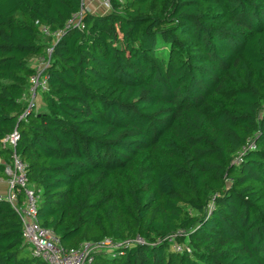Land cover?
Masks as SVG:
<instances>
[{
  "label": "trees",
  "instance_id": "1",
  "mask_svg": "<svg viewBox=\"0 0 264 264\" xmlns=\"http://www.w3.org/2000/svg\"><path fill=\"white\" fill-rule=\"evenodd\" d=\"M80 7L0 0V140L17 129L39 224L64 249L144 242L93 264H264V0L85 13L54 46L40 112L17 123L47 43L38 27L62 28ZM177 232L189 254L165 241ZM0 264H44L2 198Z\"/></svg>",
  "mask_w": 264,
  "mask_h": 264
},
{
  "label": "built area",
  "instance_id": "2",
  "mask_svg": "<svg viewBox=\"0 0 264 264\" xmlns=\"http://www.w3.org/2000/svg\"><path fill=\"white\" fill-rule=\"evenodd\" d=\"M86 1H88L87 4ZM123 0H80L79 12L73 14L62 28L51 30L46 26H39L41 36L48 40L43 52L35 57L32 66V74L28 79V87L21 95L18 102L23 103L24 109L17 118V123L26 120L30 114H36L41 105V98L48 92L49 69L52 63V55L55 44L62 38L64 33L71 29L83 28V16L85 13L106 14L110 12L113 2L122 3ZM96 7L94 8V6ZM92 10V12L90 11ZM19 141L17 129L4 136L0 140V149L9 152V160L6 162L0 159L3 167L5 180L0 179V183L5 181L7 192L2 199L9 204L18 214L22 224L23 242L28 246L31 255L35 259L41 260L44 264H93L96 253H113L120 248H127L133 244H143V240L136 237L116 243L111 239L102 241L83 242L74 249H64L60 246L59 239L54 233L43 228L36 217L38 195L29 186L27 179V166L16 153V145ZM182 232H177L165 239L175 253H190V249L177 242V236Z\"/></svg>",
  "mask_w": 264,
  "mask_h": 264
},
{
  "label": "crops",
  "instance_id": "3",
  "mask_svg": "<svg viewBox=\"0 0 264 264\" xmlns=\"http://www.w3.org/2000/svg\"><path fill=\"white\" fill-rule=\"evenodd\" d=\"M96 7V5L94 6V8ZM35 58H33L32 60H31V63L32 64H34V62H35V60H34ZM32 68V67H31ZM41 105H42V103H41ZM39 106V110L41 109V107L42 106ZM38 113V112H37ZM6 192H7V186H6V183H5V181H3V182H1L0 183V198H2V197H4L5 195H6Z\"/></svg>",
  "mask_w": 264,
  "mask_h": 264
},
{
  "label": "rangeland",
  "instance_id": "4",
  "mask_svg": "<svg viewBox=\"0 0 264 264\" xmlns=\"http://www.w3.org/2000/svg\"><path fill=\"white\" fill-rule=\"evenodd\" d=\"M88 3V1H86V3L85 4H87ZM90 11L92 12V10L90 9ZM47 42H48V40H46ZM29 66L30 67H32L33 66V64L32 63H30L29 64ZM37 112H40V110L38 109V111ZM183 243V242H182ZM102 254H106L105 252H102Z\"/></svg>",
  "mask_w": 264,
  "mask_h": 264
}]
</instances>
